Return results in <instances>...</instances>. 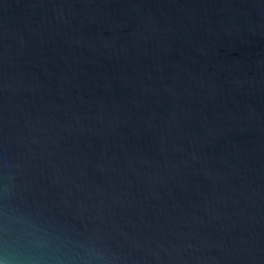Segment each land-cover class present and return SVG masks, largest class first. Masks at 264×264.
Listing matches in <instances>:
<instances>
[{
	"label": "water",
	"instance_id": "obj_1",
	"mask_svg": "<svg viewBox=\"0 0 264 264\" xmlns=\"http://www.w3.org/2000/svg\"><path fill=\"white\" fill-rule=\"evenodd\" d=\"M0 207L100 264H264V0H0Z\"/></svg>",
	"mask_w": 264,
	"mask_h": 264
},
{
	"label": "clouds",
	"instance_id": "obj_2",
	"mask_svg": "<svg viewBox=\"0 0 264 264\" xmlns=\"http://www.w3.org/2000/svg\"><path fill=\"white\" fill-rule=\"evenodd\" d=\"M40 223L25 215H10L0 207V264H100L105 258L93 247L74 253ZM85 248L83 243L75 245Z\"/></svg>",
	"mask_w": 264,
	"mask_h": 264
}]
</instances>
